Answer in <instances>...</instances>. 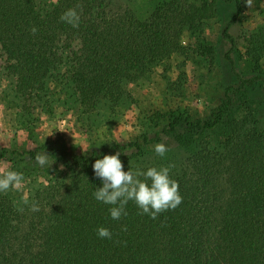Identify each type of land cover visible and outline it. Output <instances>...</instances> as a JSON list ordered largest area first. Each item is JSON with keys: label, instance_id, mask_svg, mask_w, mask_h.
<instances>
[{"label": "trees", "instance_id": "1", "mask_svg": "<svg viewBox=\"0 0 264 264\" xmlns=\"http://www.w3.org/2000/svg\"><path fill=\"white\" fill-rule=\"evenodd\" d=\"M219 1L168 0L140 19L116 0H58L44 14L37 0H0V68L16 78L21 98L32 99L64 66L61 76L84 112L102 104L114 109L130 96L129 85L184 51L186 30L201 32L217 18ZM224 1H235L241 11L239 0ZM70 8L80 15L78 27L61 20ZM245 51L252 76L236 73L239 85L227 86L212 119L173 113L153 136L124 144L110 139L73 155L52 143L0 148V161L29 165L39 153L62 168L21 205L0 193V264H264V24L249 35ZM256 86L262 88L258 104L250 92ZM220 130L223 141L211 144L206 135ZM165 139L187 149L181 167L170 170L182 203L152 219L129 201L127 216L112 219L113 205L93 195L103 186L95 161L120 152L127 171ZM153 166L159 168L131 167ZM34 204L39 211L31 210ZM100 227L111 239L98 237Z\"/></svg>", "mask_w": 264, "mask_h": 264}, {"label": "rangeland", "instance_id": "2", "mask_svg": "<svg viewBox=\"0 0 264 264\" xmlns=\"http://www.w3.org/2000/svg\"><path fill=\"white\" fill-rule=\"evenodd\" d=\"M57 1L37 0L39 12H49ZM116 1L145 19L168 0ZM190 1L201 4L200 0ZM239 1L240 12L235 1L220 0L217 18L206 22L201 32L186 30L181 40L184 51L158 63L145 78L129 85L130 96L114 109L102 104L93 113L84 112L71 83L61 76L66 72L64 66L32 99L21 98L16 78L0 68V148L30 149L52 143L73 155L100 147L110 139L124 144L140 134L153 136L168 125L173 113L193 120L212 119L225 100L227 86L239 85L236 73L252 76L246 63L245 43L264 24V0H253L252 7L245 0ZM260 65L264 74V58ZM250 92L251 100L258 104L262 100L261 86ZM260 128L264 132V118L260 120ZM206 137L215 145L225 136L220 130ZM164 144L168 151L163 157L156 154L155 146H149L130 166L171 165V169H179L187 149H177L170 139H165ZM0 167L23 174L21 187L4 193L18 205L62 171L49 157L44 165L0 161Z\"/></svg>", "mask_w": 264, "mask_h": 264}, {"label": "clouds", "instance_id": "3", "mask_svg": "<svg viewBox=\"0 0 264 264\" xmlns=\"http://www.w3.org/2000/svg\"><path fill=\"white\" fill-rule=\"evenodd\" d=\"M245 3L248 7H252L253 0H245ZM61 20L78 27L80 15L76 8H70L61 16ZM31 32L35 34L37 29L33 27ZM154 150L157 155L163 157L168 148L160 143ZM120 155V152L105 155L102 159H97L93 165L96 177L100 178L103 184L93 193L94 198L104 204L113 205L109 209L112 219L119 220L122 216H127L125 208L129 201L135 202L141 209L140 214H147L152 219L158 218L159 214L165 211L175 210L182 203L179 183L170 176L171 165L159 168L153 166L146 171L134 170L130 166V169L125 171ZM35 161L44 165L47 162V155L38 153ZM23 180L22 173L0 167V193H6L9 189H19ZM31 210L40 209L34 204ZM97 235L99 238L112 237L110 230L105 227L98 228Z\"/></svg>", "mask_w": 264, "mask_h": 264}]
</instances>
